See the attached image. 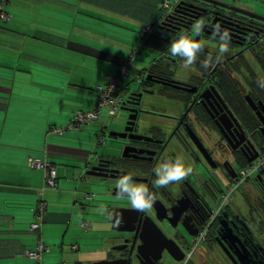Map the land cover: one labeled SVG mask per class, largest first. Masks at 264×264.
I'll use <instances>...</instances> for the list:
<instances>
[{"label":"flooded vegetation","instance_id":"flooded-vegetation-1","mask_svg":"<svg viewBox=\"0 0 264 264\" xmlns=\"http://www.w3.org/2000/svg\"><path fill=\"white\" fill-rule=\"evenodd\" d=\"M200 8L206 10L200 18L188 12L159 23L157 28L174 36L172 51L144 71L120 107L134 95L126 105L133 111L127 112L133 119L127 135L137 139H113L120 150L130 149L125 152L130 157L94 165L103 172L125 173L124 180L98 177L111 193L135 189L136 196H147L146 215L179 247L183 260L177 263L166 252L159 255L157 248L165 241L147 224L142 235L141 228L121 233L110 260L264 264V166L228 192L238 171L264 154V22ZM162 23L171 28H161ZM152 201L158 202L153 203L155 211ZM137 203L115 202L129 208L140 207ZM118 228L134 229L128 224ZM147 231L154 233V249L129 253L132 245L149 243ZM201 232L193 258L186 261ZM127 239L126 249L112 250Z\"/></svg>","mask_w":264,"mask_h":264},{"label":"crops","instance_id":"crops-1","mask_svg":"<svg viewBox=\"0 0 264 264\" xmlns=\"http://www.w3.org/2000/svg\"><path fill=\"white\" fill-rule=\"evenodd\" d=\"M215 1L228 4V0ZM236 1L244 8L249 5L246 0H234V4ZM163 2L0 0L2 11L11 16L8 22L0 19V264H35L25 252L36 245L29 226L40 199L47 207L42 240L49 249L41 264L110 260L111 247L121 242L123 232L118 227L131 226L127 214L116 212L131 206L115 204L124 199L113 196L105 189L106 183L86 173L108 159L95 155L94 142L104 144L105 135L113 140L109 133L116 131L94 125L100 118L60 138L48 130L65 127L77 111L92 110L97 103L96 88L105 85L122 65L129 66V77L122 84L123 98L133 91L125 82L135 71L132 65L137 56L133 52L139 32L151 25L145 41L157 35ZM250 4L264 10V0ZM145 41V50L158 57L134 74L137 84L144 71L168 54ZM30 159L55 167V188L44 189L40 195L44 172L31 168ZM91 186L100 188L96 191L100 202L89 193ZM87 195L90 200L85 199ZM94 203L105 205L106 210L97 222L103 229L96 235H92L95 223L90 218ZM82 222L89 224L88 230L81 228Z\"/></svg>","mask_w":264,"mask_h":264},{"label":"built area","instance_id":"built-area-1","mask_svg":"<svg viewBox=\"0 0 264 264\" xmlns=\"http://www.w3.org/2000/svg\"><path fill=\"white\" fill-rule=\"evenodd\" d=\"M179 0H164L162 5V14H168L173 6ZM0 19L4 22H8L11 19V16L2 11V6H0ZM152 32L151 25H145L141 28L139 35L140 41L137 47L134 49L133 56L138 53H141L143 50L144 41ZM129 77V66L127 64L122 65L119 68V71L115 75H110L107 78V82L103 86H99L96 88L97 93V103L90 111H77L75 112L74 116L71 118L68 125L65 127L59 128L52 126L49 128L48 133L54 137H62L66 133L77 131L83 128V126L88 125L90 122L97 121L102 114V110H107L108 117H114L116 113L119 111L123 98V89L122 84L123 82ZM28 165L34 169H42L44 172L43 177V186L40 190V195H42V191L44 189H53L57 186V177L55 167L47 162L38 160V159H30L28 160ZM264 166V154L260 155L256 161L253 163L246 165L242 169H240L237 173V177L235 183L228 188V192L236 189L244 182H246L251 176L255 175L256 173L260 172L262 167ZM86 200H90V196L85 197ZM47 207L46 203L40 199L37 202L33 221L29 226L30 232H32L36 236V245L33 250L26 251L25 255L35 261V264H41L43 254L49 251L48 247L43 243L42 240V224H43V217L46 213ZM81 228L84 230H88L89 224L87 222H82L80 224ZM204 233H199L197 238H194L192 241L191 246L187 250V254L185 260L191 258L192 253L197 247L198 242H200L203 238ZM75 246L71 249L75 250Z\"/></svg>","mask_w":264,"mask_h":264},{"label":"water","instance_id":"water-1","mask_svg":"<svg viewBox=\"0 0 264 264\" xmlns=\"http://www.w3.org/2000/svg\"><path fill=\"white\" fill-rule=\"evenodd\" d=\"M199 1H203L207 4H210V5H213L216 7H221V8L227 9L229 11L236 12L240 15L246 16L248 18H252V19H256V20H260V21L264 22V18L261 16L255 15L253 13H250V12H247V11H244V10L232 7V6H229V5L224 4L222 2H218L215 0H199ZM186 9L188 10L189 13L195 15V19L198 17H201V15L206 12L205 9L197 7V6H193V5H186ZM164 27L169 28V29L171 28L167 24L162 23L161 28H164ZM133 96H134L133 94H130V98L128 99V101L125 103V105L123 107L124 111L130 112V113L133 112L132 110H129L126 108V105L129 104V101L131 100V97H133ZM132 121H133L132 116H128V122L126 123L127 127L124 129V131L122 133H114V132L109 133V137H111L112 139H118V140L137 139L136 136L127 135L129 132H131V128H128V126L131 127V125L133 124ZM128 150H130V149L126 148V147L121 149L120 150V153H121L120 156L115 158L114 160H119L120 158L130 157V156H126V154H125V152H127ZM255 158L256 157H254L252 160H250L249 163L254 161ZM114 160H108L107 162L114 161ZM101 172H103V171H100L97 168L92 167L86 173V175L91 176V177H107V176H109V178H114V179H121V180L126 179L125 173H123V172L114 171V170H111V171L107 170L106 172H103L104 174H102ZM127 180L134 181V182L140 181L139 179H136V178H128ZM117 190H121V191H123V193L122 192L119 193V192H117ZM132 192L135 193V192H137V190H135V189H112V195L113 196L122 197L124 200H129V201L133 202L134 204H135V202H139V203H137L139 205L141 204L140 207H138V208L137 207H135V208H123V209L117 210V212H116L117 214L125 213L128 215L129 223L134 228V229H117L118 232H133L135 229L138 230L139 228H141V235H142L143 231H145V229L149 226L151 228V230H153L155 232V234L152 233V231H149V232L147 231L146 236H149V243L146 241H145V243L141 241V246H139V247H137V246L134 247V245L131 244L132 246L130 247L129 253H131V251L133 249H135L136 252L141 255L140 249H139L140 247H142V248L146 247L148 250L154 249V243L153 242L155 241V237H154V235H155V236L161 237V239L165 241L163 244L159 245V247L157 248L159 255L163 252H166L171 257V259H173L175 262L179 263L180 261H182L183 255H182V252L179 249V247L176 246L172 241H168L167 238L164 236V234L161 232V230L153 222V220L149 216L146 215V209L145 208H146L147 196L146 197H144L143 195H137L136 196ZM148 199H149V206H150V197ZM155 202H157V201L151 202V208L154 211H155V208L153 206V203H155ZM107 203L109 204V206H111V204H113V202L112 203L107 202ZM155 216L158 217L157 214H155ZM146 220L148 221L147 223H145ZM146 224H147V226H146ZM145 226H146V228H145ZM195 235L196 234H190V236H195ZM135 237H136V235H134V239H135ZM130 242H131L130 239L124 240L123 241L124 246H116V247H113L112 250L116 251V252H121L124 249H126L127 245H129ZM128 261H129L128 259L107 260V261H102V262H99L96 264H128Z\"/></svg>","mask_w":264,"mask_h":264},{"label":"rangeland","instance_id":"rangeland-1","mask_svg":"<svg viewBox=\"0 0 264 264\" xmlns=\"http://www.w3.org/2000/svg\"><path fill=\"white\" fill-rule=\"evenodd\" d=\"M246 2L249 3V5H248V7H245V8H244V6H240V3L238 1H236L234 4V0H228L227 5L241 9V10H244V11H247V12H250V13H253L255 15H258V16H261L264 18V10L263 9H257L253 5L250 4V3H252V4L256 3L257 4V2H260V0H246ZM249 7H251V8H249ZM257 7H259V6H257ZM246 9H248V10H246ZM136 56L137 57L133 61V65H132V69L135 70L133 73V76H132V78H130L128 81L125 82V87H128L129 90H131V91L135 90V88L137 87V83L135 82L133 77L135 78V75H137V73H139L140 71H142L143 69L148 67L152 63V60H154L155 58L158 57V55L155 52H152L149 49L145 50V47H143L142 53H138V54H136ZM127 116H128L127 112L119 109V111L116 113V115L114 117H108L107 116V110L103 109L102 114L100 115L99 121L94 122L93 124L94 125L98 124L100 127H102L104 125L108 130L116 131L114 133H122L125 129V126H126ZM110 133H112V132H110ZM105 136L106 137L104 139L105 140L104 144L96 146V141H95L92 148L94 149L96 156L105 155V156H108V159H106V161L114 160L115 158L119 157L121 154L120 149H119V145H118L120 143L117 141L111 140L110 138H108L107 135H105ZM99 146H101V147L99 148ZM115 155L117 157H114ZM89 189L91 190V191H89V193L92 194L93 196L95 195L94 198H95V200L97 199L96 202H100L99 199L101 197H99L98 196L99 194L96 192V191H101L100 188H98L97 186H95V187L91 186ZM104 206L105 205L100 204V203L99 204L94 203L93 207L91 208L92 210H95L94 214H93V212H92V214H90L91 221H93L95 223L94 229L92 231V235H96L98 231L103 229V228L99 227L97 222H99L98 220L103 218L100 214L106 213V210H104V208H103ZM195 250L192 253L191 258H193V255L196 252ZM205 253L207 255V252H205ZM206 258H207V256H206ZM133 264H138V262L135 261V262H133Z\"/></svg>","mask_w":264,"mask_h":264},{"label":"trees","instance_id":"trees-1","mask_svg":"<svg viewBox=\"0 0 264 264\" xmlns=\"http://www.w3.org/2000/svg\"><path fill=\"white\" fill-rule=\"evenodd\" d=\"M186 5H193V6H197V7H206V8H210V9H216L217 10V13H220L222 12L223 14H226V15H229L233 18H246V16H243V15H240L236 12H233V11H229L227 9H224V8H221V7H216V6H213V5H210V4H207L203 1H199V0H179L172 8V10L166 14V15H163L162 14V20L163 21L164 19H174V17H179L185 13H188V10L186 9ZM162 10V9H161ZM160 10V12H161ZM218 15V14H217ZM200 18V17H198ZM200 20V19H198ZM167 21V20H166ZM179 21V20H177ZM170 22V21H168ZM156 33L157 35H154L150 38H152L150 40V38H148L147 42H148V45L152 48H156V49H160L161 51H166V52H171V46L174 42V39H173V35L171 34V32H168V31H161L160 28H157L156 29ZM148 36V35H147ZM147 39V37H146ZM145 39V40H146ZM146 42V41H145ZM146 42V44H147ZM244 165V163H243ZM246 165V164H245Z\"/></svg>","mask_w":264,"mask_h":264}]
</instances>
